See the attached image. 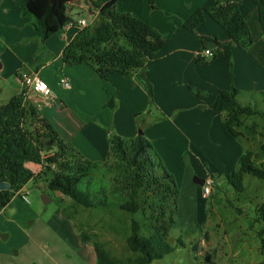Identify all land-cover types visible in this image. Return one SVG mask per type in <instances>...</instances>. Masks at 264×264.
<instances>
[{
  "label": "rangeland",
  "instance_id": "1",
  "mask_svg": "<svg viewBox=\"0 0 264 264\" xmlns=\"http://www.w3.org/2000/svg\"><path fill=\"white\" fill-rule=\"evenodd\" d=\"M90 1L71 0L70 17L95 19L98 12ZM194 1L156 0L154 8L148 0L116 2L118 12L147 22L166 40L142 72L146 84L151 85V94L135 80L118 74L101 80L88 65L82 66L85 71L63 65L61 51L71 38L65 29L42 44L34 34L31 18L26 17L25 34L8 29L9 24L1 21L0 105L21 92L20 73L38 71L54 97L48 101L30 97L29 104L52 122L60 138L77 150L81 146L88 156L79 152L95 164L78 184L82 191L105 184L129 199L123 191L127 172L115 156L108 154L110 141L113 136L127 141L144 133L152 144L154 160L172 176L177 189L166 210V218L172 220L167 237L172 249L151 264H264V222L256 213L257 205L264 201V180L246 173L243 190L238 192L226 178L238 167V158L245 151H251L254 163L264 167V122L258 115L242 117V135L231 139L222 128L224 114L212 113L211 93L229 86L226 61L217 57L211 64H196L192 53L176 49L178 38H172ZM239 7L247 18L251 50L264 59V52L259 51L264 48V39L256 7L251 0L241 1ZM211 22L213 33L226 34ZM61 68L72 69L85 81L76 93L67 95L68 90L59 82ZM140 79L144 80L141 75ZM232 84L240 91V104L264 112V93H260L264 91L250 93L235 79ZM110 97L115 103L112 109L106 106ZM253 124L256 127L251 131ZM56 148L55 143L46 156ZM29 168L34 173L40 168L43 172L24 186L28 203L16 194L11 200L13 210L0 217V264H96L93 241L101 242L120 264H126L130 251L125 240L130 234V221L141 220L139 212L127 213L119 205L86 208L47 187L57 171L55 166L50 170L38 164ZM195 179L211 182L208 195ZM81 233L88 236V243L82 242Z\"/></svg>",
  "mask_w": 264,
  "mask_h": 264
},
{
  "label": "trees",
  "instance_id": "2",
  "mask_svg": "<svg viewBox=\"0 0 264 264\" xmlns=\"http://www.w3.org/2000/svg\"><path fill=\"white\" fill-rule=\"evenodd\" d=\"M7 1L17 5L22 16L32 19L34 34L42 44L66 24L73 22L68 14L71 0ZM117 1H90L93 8L97 9V16L92 23L79 29L62 49L61 59L65 65L86 64L102 80L112 74L125 78L139 77L145 63L166 45L161 33L150 24L130 13L118 12L115 9ZM155 1L148 0L152 8L155 7ZM241 1L217 0L212 5L197 8L182 22L184 29L195 32L208 15L229 38V42L220 43L208 36H198L202 50L208 41H214L217 47L211 50L209 59L199 55V52L193 59L196 64L207 65L217 57H222L227 63L229 86L226 89H214L209 107L216 115L224 114L222 127L232 139L242 135L239 130L243 124L242 117L258 115L264 122L263 111L239 103L237 96L240 91L232 84V44L246 50L252 42L247 18L239 7ZM251 1L256 7L264 39V0ZM106 106L111 109L115 107L113 98L110 97ZM255 127V124L251 125V131ZM51 141L52 144H49ZM55 143V152L43 157ZM109 153L126 169L128 180L123 191H127L129 199L122 198V192L108 188L105 184L99 185L96 190L79 189L78 184L87 177L88 169L95 167V164L84 158L71 143L59 137L51 123L26 101L24 90L13 95L0 105V181L11 186L10 190H0V211L30 179L43 172L41 169L34 173L27 163L41 164L43 161L47 170L51 169L50 164H54L57 171L47 182L50 190L58 191L86 208L119 205L127 213H140L141 220L130 221V234L125 240L130 256L126 258V264H151L163 258L172 249L167 241L172 220L166 218V210L177 195L172 176L154 160L152 144L144 133L127 141L113 136ZM246 173L264 180V167L254 163L251 151L239 156L238 167L226 178L236 191L241 192L243 175ZM256 213L257 219L264 222V201L257 205ZM80 238L84 243L90 241L84 233H81ZM261 245L264 247V239ZM92 248L96 264H120L101 242L93 241Z\"/></svg>",
  "mask_w": 264,
  "mask_h": 264
},
{
  "label": "crops",
  "instance_id": "3",
  "mask_svg": "<svg viewBox=\"0 0 264 264\" xmlns=\"http://www.w3.org/2000/svg\"><path fill=\"white\" fill-rule=\"evenodd\" d=\"M215 1H217V0H195L194 2L191 3V6H192L191 9L183 14L182 19H181L182 22L185 19H187L192 14V12L195 11V9L212 5ZM218 1H220V0H218ZM0 6H2V8H3V10L0 11V22L4 21L5 23H8L9 26H10V27H8V29H11V30H14V31H21V33L25 34V32L27 31L26 30L27 27L24 26V23H25V21L27 22L28 20H26L27 19L26 17L22 16V14L20 12V9L17 10V8H16L17 5L15 6V4H13V3H11V2H9L7 0H0ZM190 12H191V14H190ZM19 18H20V20H19ZM81 18H84V17H79L78 19H81ZM78 19H73V17H72L74 25L69 27V28H62V29H65L63 31H65L66 33H71V38L78 31V29L76 28V23H77ZM208 19H211V18L208 15H206L204 23L195 32H190V31H187L186 29H184L182 27V22L180 24L176 25V27H175V29L173 31L174 33L172 35V38H174V37L178 38V40H175V45L176 46L178 45L177 46L178 48H176V49H180L181 51L184 50L185 52L192 53V56L194 58V56L198 52H200L202 50V44H201V41L198 38V36H200V35H204V36H208L210 38H214L220 43L229 42V38H228L227 34L213 33V31L211 30V24H212L211 21L212 20H208ZM257 19H258V17H257ZM17 24L20 25V26H17ZM206 24H207V28L205 27ZM72 28H74V31L71 32ZM194 35H196L197 38H195ZM71 38H70V40H71ZM251 46L252 45H249V47L246 50H243V49L239 48L237 45L232 44V61H233V66H234L232 80L235 79L237 84H244V86H246L248 89L251 90L250 93H256L258 91H264V68H263L264 59L257 58L258 55L256 57L255 54H257L258 51H257V53L253 54V51L251 50ZM187 47H188V49H186ZM205 48H207L206 45H205ZM259 51L260 52H262V51L264 52V48L263 49L260 48ZM242 52L245 53V54H243ZM154 59H155V57L152 60H154ZM152 60H150V61H152ZM63 65H65V64L63 63ZM83 65H86V64H79V65H76V66H78L79 69H81V71H85V68L82 67ZM0 66H1V64H0ZM65 69L66 70H64V68H61L60 77L66 76L68 78L69 83H70V88L66 89V90H68L67 91V93H68L67 95H71L73 93H76L77 90L83 86L82 82H85V81L82 80V77H80L75 72H73L72 69H70V70H68L67 68H65ZM65 71H66L67 75L65 74ZM89 71L86 72V76H88V77L91 75V71L90 72ZM30 72H32V71H30ZM33 72H36L38 74V71H33ZM93 73H94V71H93ZM112 75H114V74H112ZM112 75H110L109 77H111ZM129 79L135 80L139 85H141L144 89H146L145 88V82H144V80L140 79V76L138 77L136 75V76H133V77H131ZM49 87H50V85H49ZM23 90L24 89L22 87L21 91H23ZM18 93H20V92H17L16 94H18ZM260 93H264V92H260ZM34 96L38 97L42 101H48L52 97H54V94L52 92V94L50 96H48V97H41V96H39V95H37L35 93L30 92V93L27 94V97H26V100L28 101V103H29V100H31L30 97H34ZM100 100H103L102 102H104L105 98L102 99L100 97ZM44 117L47 118L46 116H44ZM49 122L52 125V122L51 121H49ZM75 144H76V146L78 148L79 144L78 143H75ZM79 150H80V152L82 154L88 156L87 153H85V151L82 149L81 146L79 147ZM84 155H82V156L84 157ZM31 165L35 166L36 164L27 163L28 167L29 166L31 167ZM202 180H204V179H202ZM205 181L206 180H204V182ZM24 189L25 188L23 187L22 190H24ZM11 205H12V201L0 211V217L4 216L6 212H9V211L13 210ZM24 245L25 244H23V246Z\"/></svg>",
  "mask_w": 264,
  "mask_h": 264
},
{
  "label": "built area",
  "instance_id": "4",
  "mask_svg": "<svg viewBox=\"0 0 264 264\" xmlns=\"http://www.w3.org/2000/svg\"><path fill=\"white\" fill-rule=\"evenodd\" d=\"M94 20V18H88V19H78L77 23H76V28L79 30L87 25H89L90 23H92V21ZM74 23L73 22H69L68 24H66L63 28H69L71 26H73ZM199 55L201 56H211V49L209 48H205L204 50L199 52ZM18 80L19 82L23 85L24 88V95L27 97V94L32 92L35 93L41 97H48L52 94V90L50 89L49 85L42 80L39 75L36 72H24V73H20L18 75ZM59 82L61 83V85L65 88V89H69L70 88V83L69 80L66 76H62L59 79ZM43 157H46V155H44ZM37 165V164H36ZM43 165H46L43 161L41 162V164H38V166L42 167ZM49 165V164H47ZM51 167H54V164H50ZM41 168L38 170V172H40ZM37 172V173H38ZM210 181L206 180L203 184V194L204 195H208L210 192ZM18 195L21 196V198L28 203L27 199H26V194L27 191L24 190H19L17 192Z\"/></svg>",
  "mask_w": 264,
  "mask_h": 264
},
{
  "label": "water",
  "instance_id": "5",
  "mask_svg": "<svg viewBox=\"0 0 264 264\" xmlns=\"http://www.w3.org/2000/svg\"><path fill=\"white\" fill-rule=\"evenodd\" d=\"M206 47L212 50L215 49L217 45L214 41H208L206 43ZM141 77L144 79V75L142 73H141ZM146 90L148 94H151V85L149 83L146 84ZM49 144H52V141ZM195 182H198L201 185L204 184V180L202 179H195ZM10 189L11 186L8 183L0 181V190H10ZM206 260H208V258H206Z\"/></svg>",
  "mask_w": 264,
  "mask_h": 264
}]
</instances>
